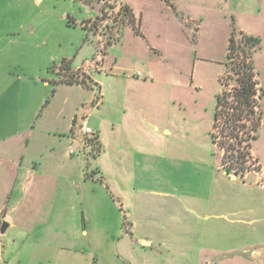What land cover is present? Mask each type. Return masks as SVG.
I'll return each instance as SVG.
<instances>
[{
  "label": "crops",
  "instance_id": "obj_1",
  "mask_svg": "<svg viewBox=\"0 0 264 264\" xmlns=\"http://www.w3.org/2000/svg\"><path fill=\"white\" fill-rule=\"evenodd\" d=\"M77 1L0 0V77L15 73L14 82L7 84L9 87L25 86L19 82L24 75L29 83L45 89L51 82L56 83L63 72L76 71L84 74L91 84L94 82L91 68L78 64L75 50L77 46L82 49V42L87 40L88 29L99 16V3L81 1L85 6L81 4L79 7L80 18L88 19L79 22L77 13L68 9V3ZM115 1L129 7L139 23L141 35L132 30L133 33L125 38L122 32L121 37H116L118 41L112 43L120 44L119 48L125 55L142 56L145 74H153L150 62L154 58L162 57L169 61V44L185 46L186 49L189 46L191 50L195 44L189 37L192 22L198 24L196 38L201 36L203 25L217 27L220 23L228 24V28L225 25L224 58L232 22L241 32L258 37L260 48L254 53L253 64L258 75L264 69V54H261L264 49V0H173V7L163 0ZM153 1L161 6H152ZM68 16L71 22H68ZM146 17L153 18L156 36L148 33V23L144 27ZM69 31L75 34L72 36ZM190 50L176 53V59L185 58L187 62L182 65L184 78L181 85L177 86V91L172 90L174 102L170 106L169 119H158L155 101L143 97L140 90L146 82L130 86L125 82L132 90L130 96L119 102L111 101L109 105L108 114L114 131L112 147L124 150L113 159L116 169L121 168L122 184L108 178L111 191L121 199L118 208L108 194H103L101 199L95 195L96 187L91 184L95 182L83 170L84 160L72 156L74 152L67 149L74 145L71 120L76 118V110L82 101L67 97L60 102L58 111V101L50 102L52 105L36 131L27 133L25 128L20 132L21 136L11 140L10 148L0 147V226L3 222L8 224L0 238L3 246L0 264H131L129 258L138 252L136 247L140 251L159 246L172 250L180 234L186 236V239L182 238L183 247L193 245L194 240L189 236L200 231L193 217L197 216L195 210L202 203L188 195V189L193 187L190 168L196 151L191 136L196 134L194 128L199 122H209L210 133L216 102L211 108L205 98L209 94L208 90L206 94L204 92L203 77L208 68L198 66ZM111 59L114 67L123 68L118 58ZM63 61L65 63L61 66ZM175 64L176 68L181 66L177 60ZM63 85L81 87L77 84ZM261 86L264 97L262 80ZM16 102L20 107V100ZM112 114L116 115L112 117ZM263 114L264 108L257 133L264 126ZM83 143V148L90 145ZM214 152L209 158L203 153L200 159L210 163L209 168L214 167L218 175L221 154L217 153V158ZM213 157L218 162L216 166ZM161 158L169 159L176 168L178 178L175 187L172 182L165 184L155 177L148 180L146 173L142 172L150 166L157 169ZM97 171L102 175L99 169ZM166 186L173 187V190L164 189ZM101 187L105 189L104 185ZM211 202L209 196L203 201L206 205ZM121 208L125 209L126 215ZM180 209H186L181 218ZM89 214H95L101 224L97 227L96 219L92 228L96 224L107 235L93 242L91 249L84 247L87 243H83L82 238L88 235L83 224L84 216ZM124 217L128 220L129 231L117 239L114 233L120 228L116 229L115 225H121L122 229L123 223L120 222ZM180 226L185 228L181 231L185 234L180 232ZM93 250H98V257Z\"/></svg>",
  "mask_w": 264,
  "mask_h": 264
},
{
  "label": "rangeland",
  "instance_id": "obj_2",
  "mask_svg": "<svg viewBox=\"0 0 264 264\" xmlns=\"http://www.w3.org/2000/svg\"><path fill=\"white\" fill-rule=\"evenodd\" d=\"M90 1L99 3L97 4L99 9V16L97 18L101 20L99 21L96 18L97 20L93 21V24L96 21L99 22L88 29V37L86 41L82 42V49L79 50L77 46L75 51L78 53V64L91 68L90 75L94 80L92 86L69 87L63 85L65 83H61L57 79L56 83L51 82L50 86L44 89L40 85H32V83H29V79H25L24 75H21L23 78L19 82H23L25 86L15 88L7 85L15 78V73L7 75L6 77H9V79L0 77V147L10 148L11 140L15 141L14 137L21 136L22 133L20 132L25 128L28 129L27 133L36 131L53 101H58L57 111L60 102L67 97L82 101V104L76 110L75 120H71L72 132L75 135L74 145L68 146L67 149L70 153L74 152L72 156H79L84 160L83 170H85V175H91V180L95 182L91 183L96 187L97 191L95 195L101 199L104 197L103 194H108V197L113 200V204L118 208L121 199L120 197L117 198L118 196L111 191L112 186L110 189L109 185L111 184L108 178H111L112 182L122 184L121 168L119 170L116 169L113 159L115 155H121L124 150L112 147L114 131L111 124L112 118L108 114L110 110L109 105L111 101L119 102L130 96L129 94L132 90L128 89L126 83L130 86L133 83L146 82L143 87L141 85L140 91H142L143 97L147 100L155 101L158 119L160 117L163 120L169 119L170 106L174 102L172 100V90L177 91V86L181 85L184 78L182 65L187 62L185 58L176 59V57H178L179 51L190 50V47L188 46L186 49L185 46L182 48L169 44L167 47V52L171 55L169 61L164 60L162 57L158 59L154 58L150 62L154 68L153 74H151L152 79L140 77H137V79L132 73L138 70L145 71L142 56L125 55L124 51L119 48L120 44L117 43L115 45L112 43L118 41L116 37L117 35L121 37L122 32H124V36L127 38V36L133 33V29L131 26H125L120 18H117L119 20H116V23L109 21L110 16H107V14L110 15L109 6L113 4V0H102L100 2L97 0H83L84 3H90ZM68 4V9L77 13L76 19L79 22L88 19L83 18V16L80 18L79 7H81V4L84 5L81 1ZM151 5L157 8L161 6L156 1H153ZM228 20L231 21V19ZM112 23L111 30L108 31L107 25ZM147 23L150 27L148 33L156 36L153 18L149 19V17H146L144 27H147ZM226 24V22L220 23L217 27L203 25L201 36L197 38L195 37V33L198 30L194 28L195 23L192 22L190 24L191 28H189V37L191 40L193 38L192 41H195L190 50L192 51V56L194 57L195 55L193 60L198 66L208 68L203 77L204 92L206 94L208 90L209 94L205 98L209 100L210 107L213 108L217 92L221 95L222 121L225 123L228 120V113L236 111L234 104L239 98L236 91V82L229 77L232 74L233 68L236 67L238 59H229L226 63L227 65L224 66V61H226L224 58L225 41L227 39ZM69 32H71L70 35L72 36L75 34L73 31ZM150 38L154 41L152 36ZM194 48L195 53L193 52ZM240 49L238 48L237 50L241 51ZM177 52L178 54H176ZM261 54H264V49ZM75 57L71 58L75 59ZM112 57H116L118 61L122 62V64H119L123 67L122 69L113 66ZM176 60L181 65L180 67H175ZM217 61L223 62L218 64ZM225 69H227L226 72L229 80L225 81L224 86L221 87L217 81V77L222 70L224 73ZM217 72L220 73L218 74ZM259 75L257 74L260 83L262 80L264 84V69H261ZM132 88L135 89V87ZM43 97L45 99L41 102ZM262 99L264 100V97ZM18 100H20V107L18 106V102H16ZM263 100L262 102L264 103ZM114 115L116 114H112L111 116L113 117ZM73 120L74 122H72ZM84 120H86V125L93 133L95 132L99 136L98 140H100L101 147L98 152L96 151V147H92L91 145L85 148L82 147L81 142L83 143V139L91 136H85L81 132L80 126ZM221 124L222 122L218 125L221 126ZM215 126L212 121L211 130ZM209 129V122H205L204 124L199 122L194 128L196 134L191 136V142H193L196 150L195 158L190 168V171L193 172V187L192 189L186 188L188 189V195H193L196 200L199 199L197 201L202 203L195 210L197 216L193 217L195 226L200 227V231L189 236L194 240L193 245L183 247L182 238L186 239V236L180 234L177 236L178 243L171 248L172 250H167L166 246H159L155 249L140 251L141 249L136 247L135 249L138 252H136L133 258H129L131 264H264V186L258 184L252 177H247L245 181H242L240 178L230 180L228 175L221 169H219L217 175L215 173L216 170H213L214 167L209 168L208 164L210 163L200 159L203 153L209 158L210 153L213 156L212 153L215 151V157L218 158L217 153L221 152L220 149L241 146L244 149L251 147L253 155L256 158L258 156L261 163L264 164V126L253 139L244 137H232V139H228L221 133V136H217L216 139L211 140ZM16 133L19 134L16 135ZM7 136H11L10 138L13 139L8 138L5 140L4 138ZM239 156L242 157V160H245V155ZM215 157H213V160H215L216 166L218 162H216ZM241 163L243 164V161ZM211 164L213 165L212 162ZM97 169L102 172V175ZM142 172L143 174L146 173L148 180H152L155 177L159 181H164L165 184L172 182L174 187L178 178L176 168L167 158H161L158 161L157 169H154V166H150ZM154 172L156 176H154ZM212 178L215 181H212ZM103 185L106 190L101 187ZM164 189L173 190V187L169 188L166 186ZM207 196L212 198V202L209 205L203 203ZM98 208L100 211V206ZM121 209L122 211H120L125 214V209ZM184 210L186 209L179 210L180 218L184 212L186 213ZM117 214L120 216L121 221L119 211ZM96 219L95 214L84 216L83 227L84 231L88 233L87 236L82 237L83 243H87L84 244L85 248L91 249L96 241L107 236L103 234L102 230L97 228L101 226L98 219L99 226L97 223V227L95 224L94 228H92V223ZM120 223H123L122 229L121 225H115L116 229L120 228L119 232L116 230L114 233V237L117 239L128 233L125 230L124 222ZM179 229L181 232L185 228L180 226ZM117 233H120V236ZM1 236L2 233L0 232V238ZM93 252L95 256H99L98 250H93Z\"/></svg>",
  "mask_w": 264,
  "mask_h": 264
},
{
  "label": "built area",
  "instance_id": "obj_3",
  "mask_svg": "<svg viewBox=\"0 0 264 264\" xmlns=\"http://www.w3.org/2000/svg\"><path fill=\"white\" fill-rule=\"evenodd\" d=\"M194 28L197 29L198 25L195 23ZM233 60V58H232ZM134 76L152 79L151 74H145L144 72L138 70L133 73ZM258 82L255 84V92L252 95L251 105L245 106L235 102L234 106L236 111L228 113L227 123L222 121L223 113L221 112L222 104H216L215 112L213 117V124L216 125L213 130L210 131L211 140L216 139L217 136H226L228 139L235 137H244L253 139L256 131L254 130V124L261 122V114L264 108V103L262 102V88L261 83L256 75ZM221 87L224 86V78H220ZM231 111V110H230ZM239 116V119H236V116ZM230 117V118H229ZM222 122L221 126L218 125ZM241 123L245 125L244 128H241ZM86 120H84L80 126L81 132L83 135H92L93 131L86 125ZM220 169L223 170L225 174L233 178H240L242 181H245L247 177H254V180L264 186V164L261 163L251 152V147H246L245 149L241 146L235 147H226L220 149ZM245 155V160H242V157L239 155ZM235 157V158H234ZM243 161V164L241 163ZM124 227L125 230L129 231L128 220L124 217ZM3 253V246L0 242V259Z\"/></svg>",
  "mask_w": 264,
  "mask_h": 264
},
{
  "label": "trees",
  "instance_id": "obj_4",
  "mask_svg": "<svg viewBox=\"0 0 264 264\" xmlns=\"http://www.w3.org/2000/svg\"><path fill=\"white\" fill-rule=\"evenodd\" d=\"M83 1V0H78ZM102 1V0H97ZM167 4L171 5L173 7V0H163ZM108 8V7H107ZM109 13L107 14L109 17V21H112L116 23V20L122 21L125 26H131V28L134 30V32L138 35H141V31L139 28V23L134 19L129 7L126 4L119 3L117 4L115 0H113V4H110L109 6ZM99 21L100 18H97ZM99 21L94 22L93 26L97 25ZM68 22H71L70 17L68 16ZM111 25L108 24L107 28L108 31L111 30ZM113 27V26H112ZM241 48V51H238L237 49ZM260 48V39L256 36L248 35L236 28V26L231 23V32L228 37V44L226 47V54H225V65H227V61L230 59H238L236 62L235 70L238 73V77L235 78L233 81L236 82L237 85V95H238V102L245 106L251 105L252 95L255 92V84L258 82V80L255 78L257 75L256 70L254 69L253 64V57L254 53ZM65 61L62 62L63 66ZM60 66V67H61ZM68 70V69H67ZM84 74L79 73V71L67 73L63 72L60 75L59 82L65 83V84H77L81 86H92L90 80L87 78ZM221 95L219 93L216 94V104L221 103ZM236 119H239V116H236ZM75 120V119H74ZM73 120V122H74ZM261 125V122L258 120L254 124V130L256 131V134L254 137H256L258 129ZM245 125L241 123V128H244ZM211 138V136H210ZM86 143H89L92 147H96V151L98 152L100 150V143L98 140V134L93 133L90 137H86L83 139Z\"/></svg>",
  "mask_w": 264,
  "mask_h": 264
},
{
  "label": "flooded vegetation",
  "instance_id": "obj_5",
  "mask_svg": "<svg viewBox=\"0 0 264 264\" xmlns=\"http://www.w3.org/2000/svg\"><path fill=\"white\" fill-rule=\"evenodd\" d=\"M224 66H225V61H224ZM230 69H231V68H230ZM226 71H227V69H225V70H224V73H223V70H222V72H221V73L219 74V76L217 77V81H218V83H219L220 86H221V83H220V78H221V77L224 78L225 81H228V80H229ZM231 72H232V74L229 76L231 80H234L235 78L238 77V73H237V71L235 70V68H233V71H231ZM261 88H262V86H261ZM253 95H254V94H253ZM175 101H176V100H175ZM209 135H210V133H209Z\"/></svg>",
  "mask_w": 264,
  "mask_h": 264
},
{
  "label": "water",
  "instance_id": "obj_6",
  "mask_svg": "<svg viewBox=\"0 0 264 264\" xmlns=\"http://www.w3.org/2000/svg\"><path fill=\"white\" fill-rule=\"evenodd\" d=\"M91 20H87V22H89ZM7 223L6 222H3L2 225L0 226V232L3 233L7 227Z\"/></svg>",
  "mask_w": 264,
  "mask_h": 264
}]
</instances>
